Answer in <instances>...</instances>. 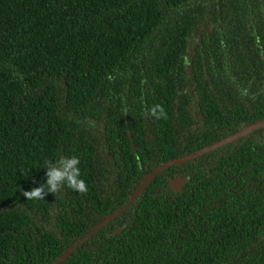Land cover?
I'll return each mask as SVG.
<instances>
[{
	"label": "trees",
	"instance_id": "obj_1",
	"mask_svg": "<svg viewBox=\"0 0 264 264\" xmlns=\"http://www.w3.org/2000/svg\"><path fill=\"white\" fill-rule=\"evenodd\" d=\"M262 121L264 0H0V264H55L153 171ZM60 154L88 191L27 200ZM62 264H264V128L157 176Z\"/></svg>",
	"mask_w": 264,
	"mask_h": 264
},
{
	"label": "clouds",
	"instance_id": "obj_2",
	"mask_svg": "<svg viewBox=\"0 0 264 264\" xmlns=\"http://www.w3.org/2000/svg\"><path fill=\"white\" fill-rule=\"evenodd\" d=\"M147 115L155 120H167L168 113L160 103H154L147 109ZM81 160L77 155L63 154L55 158H45L40 162V169H45L43 182L38 186L23 192L27 200L44 199L47 193H56L62 187L77 193H86L88 186L81 178Z\"/></svg>",
	"mask_w": 264,
	"mask_h": 264
},
{
	"label": "water",
	"instance_id": "obj_3",
	"mask_svg": "<svg viewBox=\"0 0 264 264\" xmlns=\"http://www.w3.org/2000/svg\"><path fill=\"white\" fill-rule=\"evenodd\" d=\"M264 128V121L254 124L252 126H249L242 130L241 132L230 136L229 138L222 140L220 142H217L209 147H206L202 150H199L189 156H185L170 162H167L163 166L159 167L155 171H153L151 174H149L141 183L139 188L137 189L136 193L133 195L131 198L129 205L126 208L120 209L116 211L114 214L110 215L109 217L106 218L101 224H99L97 227H95L85 238V240L78 242L75 244L73 247L69 248L56 262L55 264H62L64 261L67 260V258L76 250L78 249L83 243L91 239L99 230H101L103 227L109 225L115 218L120 216L128 207H130L144 192V190L155 180L157 176L160 174L164 173L166 170H168L171 167H179L183 166L189 162H192L194 160H197L201 158L202 156L215 151L219 148H222L228 144H231L233 142H236L242 138L248 137L252 133ZM189 182V179H182V178H177L174 179L171 182V186L175 192H182L183 187L186 183Z\"/></svg>",
	"mask_w": 264,
	"mask_h": 264
}]
</instances>
